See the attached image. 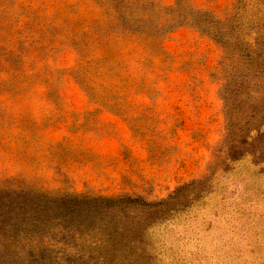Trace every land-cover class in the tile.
I'll use <instances>...</instances> for the list:
<instances>
[{"label": "rangeland", "instance_id": "374dc122", "mask_svg": "<svg viewBox=\"0 0 264 264\" xmlns=\"http://www.w3.org/2000/svg\"><path fill=\"white\" fill-rule=\"evenodd\" d=\"M199 13L225 37L182 25ZM185 185L130 233L135 264H264V0H0V189ZM15 231L0 264H94Z\"/></svg>", "mask_w": 264, "mask_h": 264}, {"label": "trees", "instance_id": "16d2710c", "mask_svg": "<svg viewBox=\"0 0 264 264\" xmlns=\"http://www.w3.org/2000/svg\"><path fill=\"white\" fill-rule=\"evenodd\" d=\"M202 15L199 13L197 18L183 16L180 21L182 25L185 23L193 26H200L204 22L202 29L207 35L216 39L225 37L220 21ZM187 186L178 188L168 200L157 203L131 196H52L7 186L0 189L3 194L1 201L4 204L16 202L18 207L13 206L14 214H19L11 221L0 215L3 225L0 230L5 232L13 227L15 232L22 231L25 236L42 237L46 241L58 242L62 239L73 244L82 242V245L68 248L75 252L74 258H71L73 263H79L87 256H95L90 259L94 264H135L132 259L139 254V248H129V235L136 232L142 235L140 227L146 228L143 223L156 218L164 211L169 200ZM28 204L32 206L28 208ZM14 235L13 232L11 238Z\"/></svg>", "mask_w": 264, "mask_h": 264}]
</instances>
